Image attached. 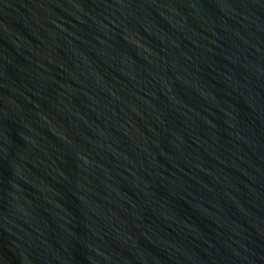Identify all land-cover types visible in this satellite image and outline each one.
I'll list each match as a JSON object with an SVG mask.
<instances>
[{"label":"water","instance_id":"obj_1","mask_svg":"<svg viewBox=\"0 0 264 264\" xmlns=\"http://www.w3.org/2000/svg\"><path fill=\"white\" fill-rule=\"evenodd\" d=\"M0 264H264V0H0Z\"/></svg>","mask_w":264,"mask_h":264}]
</instances>
